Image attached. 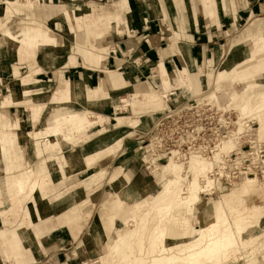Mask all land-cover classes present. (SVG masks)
<instances>
[{
	"label": "crops",
	"instance_id": "1",
	"mask_svg": "<svg viewBox=\"0 0 264 264\" xmlns=\"http://www.w3.org/2000/svg\"><path fill=\"white\" fill-rule=\"evenodd\" d=\"M35 1L38 0H0L4 7L0 18V49L14 50L17 55L16 59L0 63V148L6 145L7 155L13 162L16 160L11 172L2 173L8 197L7 201L5 198L0 199V206L4 202L9 205L0 208V225L3 226L0 230V247L6 259L17 258L18 264H30L32 261L31 250L25 248L21 240L23 230L33 231L37 246L43 254L46 250L41 245L46 236L54 240L48 252H57L73 244L74 237L80 232L78 227L81 229L87 223L85 214L89 212V199L74 204L66 202L69 204L63 206L62 211L59 209L61 204H65L64 201L80 195H91L99 187L100 180L105 176L104 172L99 173L103 162L116 164L117 161L130 160V174L135 178L140 176L137 159L131 153L132 144H125L119 150L121 142L118 139L109 141L108 145L103 144L105 140L102 138L110 130L97 136L102 128L108 127V121L115 120V116L126 111L130 105L137 114L142 110L158 111L160 92L174 91L172 74L178 73L181 87L175 91L180 97L185 96L187 87L192 88L194 85L196 90L199 81L209 82L214 73L207 70V66L201 65L218 57L217 40L242 22L250 21L230 40L234 52L229 54L225 64L236 62L239 63L237 68L251 66L254 70L264 66V0H198L196 7L190 2V12L184 8L183 15L179 10L182 7L181 0H119L113 4V9H108L104 4L95 5V0H91L93 3L90 5L70 4L72 9L67 8L69 0H49L50 5L44 9L47 12L41 13L47 23L32 20L40 15V12L35 11ZM22 15L26 17H19ZM65 20L75 33V39H79L77 44L71 42L70 34L65 32L62 40L47 26L59 21L65 28ZM14 22L19 27H14ZM112 22L117 24L122 35L113 36L108 53L97 46H84L86 43L82 31L92 29L99 39L108 31ZM7 31L17 37L15 45L4 42L3 36ZM25 33L31 35V46L24 44V40L28 41L24 38ZM242 45H247L250 50L236 51ZM70 46L73 48L72 56L62 58L60 54ZM34 57L35 60L32 59ZM55 63L59 66L54 67ZM193 70H197L198 74L193 76L190 84L185 83L190 78L180 72ZM25 72V75L20 76ZM15 77L17 79L10 83L11 95L4 97L8 90L5 89L6 80ZM146 79H152V88L158 85L160 91L155 89L154 92L137 94L147 84ZM157 80L159 83H156ZM37 101H48L45 104L47 107L35 104ZM21 103L26 104L29 110L20 112L22 107L16 105ZM161 106L160 109L163 108ZM56 107L69 113L60 118L61 123L55 125L57 130L53 133L49 130V123L56 121ZM5 109L10 115L16 116L13 121L6 117ZM43 109H51L53 115L41 125ZM146 122L148 126L150 119L146 118ZM39 125L42 129H33ZM81 127L86 128V132L75 135L76 129ZM88 137L89 141L78 144ZM113 146L118 148L115 149L117 152L104 157L113 150ZM28 150L31 157L25 161ZM68 151V158H64L62 153ZM101 155L103 160H99ZM41 158L43 166L39 170L27 167ZM52 158L63 160L64 168L63 164L59 166L58 162H52ZM47 160L51 163L46 168L44 165ZM113 173L112 170L111 174L105 176L101 195H108L117 188L124 199L126 189H122L127 185V180ZM65 179L64 188L59 190V183ZM18 181L23 183L21 191L17 188ZM51 183V188L55 187V195L48 188ZM73 185L76 188L72 189ZM147 187L149 183L143 182L139 186L135 183L136 192H129V199L136 202L139 194ZM69 190L67 196L63 197L62 192ZM0 192L3 194L1 188ZM37 192H41L44 198L58 201L54 216L40 217L35 201ZM116 196L118 194H112L106 200L112 201L111 198L115 199ZM29 204L38 215L36 222L32 219ZM132 204H129L130 208ZM54 217L68 224L71 230L68 226L63 230L57 229ZM61 254L57 253V256L61 257Z\"/></svg>",
	"mask_w": 264,
	"mask_h": 264
},
{
	"label": "rangeland",
	"instance_id": "2",
	"mask_svg": "<svg viewBox=\"0 0 264 264\" xmlns=\"http://www.w3.org/2000/svg\"><path fill=\"white\" fill-rule=\"evenodd\" d=\"M197 1L198 0H181L182 7L179 8L180 14H184V8H187L188 12H190L191 5L189 6V3L191 2L194 7H196L198 5ZM93 2L91 0H69V4L66 6L68 9H72L70 4L85 3L90 5L93 3L95 5L104 4L107 5L108 9H113V4L119 2V0H95ZM48 5H50L49 0L35 1V11L36 13L40 12V15L39 17L36 16L37 18H33L32 20L38 19L39 21H46L47 23V20H45L46 17H44V14L41 13H43L44 9L48 7ZM3 12L4 7L0 4V18L3 16ZM44 12L46 13L47 11ZM19 17L25 18L26 16L22 15ZM249 22L250 21L242 22L233 28V30L220 36V39L217 40L219 45L218 57L201 65V67L207 66L206 69L213 72L214 77L210 76L211 79L209 82L204 83V81H199L198 84H196V90L194 85L192 88L187 87L185 96L182 95L180 97L182 100L181 102H176V104H168V102H166V110L162 111L163 108H160L163 103L159 95L158 111L142 110V112L138 111V115L134 112L133 107L130 105L126 111H123L115 116V120L107 122L108 127L102 128L97 136L104 131L110 130L105 135V138H102L105 140L103 144L107 143L108 145L109 141L118 139V142H121L119 150L125 144H132L131 153L133 158L137 159V164L140 168V176L135 178L130 174L132 164L130 160H127L126 162L117 161L116 164H113L112 162H103L99 173L104 172L106 176L107 174H111L113 170L114 175H118L120 178H125L127 180V185H125L122 189L123 191L126 189L123 197L124 199H122L119 195L120 191H118L117 188H115V191L109 193L108 195H101V190L104 186V176L100 180L99 187H97L91 195H80L75 198H71L68 201H64L65 204H61L62 206L59 211L64 209L63 206L69 204L66 202L74 204L81 203L82 201L89 199L87 207V211L89 212L85 214V218L88 219L86 225H83L81 229L77 226L80 232L76 238L73 236V244L68 246L66 245L64 249L57 250V252H48V249L50 248L49 246L51 242H54V240L46 236L43 239V245L40 244L46 250V253L44 254L38 248L39 246H37L33 231L30 229L23 230L24 233L21 235L23 246L30 249L32 252V256L30 257L32 261L30 264H161L160 261L164 259V256L166 257L165 264H264V204H262V206H256V208L253 209V211H256L257 223L247 225V228H243L244 231L240 235L236 236L225 249L212 256L207 251H205V253H201V248L203 246L194 248V232L202 230L203 227H206L211 221V218L203 213L189 212L187 210L186 203L183 202L188 184L193 180H197L200 186L203 187V189H200L199 195L204 200L205 207L207 206L206 208L215 204L218 200H222L224 202H230V205H233L236 208L239 207V209H243L244 206H246L245 201L240 202L237 195L244 180H232L230 184H227L222 180H216V177L209 174L210 169L213 167L211 166V162H215L213 159L208 161L204 160L203 163L207 168H209H206L207 171L205 170L206 175L200 174L193 166L195 163L202 162L203 160L197 158L186 162L183 160L179 162L171 161L169 158L162 156L161 152H159L153 144L154 138L159 135L157 130L158 121L166 112L169 110H178L186 104L203 102L214 108H218L220 111L232 113V131L238 138V143H247L249 135H251L250 139H256L253 130L249 132L246 131L247 128H252L254 130L256 129L257 138L264 145V66H261L258 70H254L251 66H245V69L240 67L237 68L239 63L236 62H232L230 65L225 64L228 60L229 54L232 53V51L234 52L233 48L230 47V40L236 37ZM16 23L17 22H14V27H19ZM61 24V22L57 21L54 24L49 23L47 26L50 27L53 33L62 38V40L64 39L65 32L70 34L71 42H75V44H77L79 39H75V33L71 30L69 23L66 20L64 21L65 28H63ZM82 32L83 41L86 43L84 45L85 47H89L91 45L97 46L105 50L107 53L112 45L113 36L117 34L119 36L122 35V32L115 22L110 23L108 31L103 33L102 37L99 39L95 37L96 32L94 33L92 29H86ZM262 35L264 34L262 33ZM63 43L60 44L62 45ZM71 46L68 50H66V52L63 51V54H60L62 58L68 59L72 56L73 48ZM241 49L249 51L250 47L242 45L237 47L236 51ZM16 57L17 55L14 50L7 51L5 49H0V63L16 59ZM35 57L32 59L35 60ZM57 66L59 65H56L55 63L54 67ZM26 72H28V70H26ZM26 72L20 74V76L25 75ZM197 72V70H193L185 73L180 72V74H183L185 77L188 76L190 79L186 80L185 83L190 84L193 76L198 74ZM151 76H154V74ZM16 79L17 78L15 77L10 80H6L5 89L8 90L5 92L4 97L11 95L10 83ZM151 80L152 79H146L147 84L143 86V90L139 91L137 94L154 92L155 89L160 91L158 85L155 89L152 88L153 86L150 84ZM171 80L174 91H177L181 87V84L178 81V73L172 74ZM156 83H159L158 80ZM211 94L215 95L218 101L214 99H207V97ZM170 98L171 101H176L178 96L173 95ZM126 99L130 100L129 97H126ZM47 103L48 101L42 103L37 101L35 104H43L47 107V105H45ZM16 106H19V108L22 107V109H19L20 112H24V110L26 112V110H29L28 106H26V104L23 105V103ZM237 110L250 115L244 117L248 119L243 121L246 128H244V131L241 133H238V126L236 124L239 120V113ZM4 112L6 117L11 121H13V118L16 117L10 115L7 112V109H5ZM57 112H60L63 116L69 113L68 111L63 112L59 109V107H56L54 108L55 120ZM52 115L51 109H47L46 111L43 109L40 116V118L42 117L41 125L45 124L48 121H46V119H50ZM85 117L87 118V115ZM117 117L128 118L121 119ZM146 118L150 119L148 126ZM251 119H254V121H250ZM54 122L58 126L57 120L53 122L50 121V123L53 124ZM84 122H86V119ZM86 125H88V122ZM88 126H86V128ZM118 127L124 130L123 134L121 136L116 134V136H118L117 138L115 136H113V138L109 136V134ZM86 128L81 127L80 129H76L75 135L85 133ZM33 129L42 128L39 125L37 127L35 126ZM89 140L90 137L81 140L78 144H83ZM3 146L4 147L2 149L0 148V152L9 157V154L7 155L8 149L6 148V145ZM114 146L111 148L113 150L106 153L107 155L105 154L104 157H108L112 153L114 155V153L117 152L116 150H118V148H114ZM249 146V143L244 145V150L248 152ZM50 148L53 147L51 146ZM70 152L68 151L64 152V154L62 153L63 157L68 158ZM30 157L31 152L28 150V152L25 153V159H30ZM152 159L158 160L157 163L159 164L160 170L156 173H154L153 170L155 169L157 163H152ZM99 160H103V155L99 157ZM11 161L13 166H15L16 160L13 162L11 159ZM25 161L28 160L26 159ZM51 161L54 163L58 162L59 166L63 164V160H54L52 158ZM51 161L47 160L44 166L47 168V164L49 162L51 163ZM121 162L123 164L120 165L119 163ZM170 163L175 165L176 172L178 175L180 174L179 176L181 177L182 182L177 189L172 190L168 197L158 203L164 184L172 178L170 170H163V167ZM42 166L43 158L36 163L34 161L33 163L27 165V167H31L34 171L39 170ZM64 166L65 165L63 164V168ZM0 172V185L6 184L2 179V177H4L2 173H9L11 171ZM212 179L214 183H210ZM259 180L261 182H255L256 185L259 186V188H264V183L262 182L263 180ZM64 182L66 183V179L65 181L59 183V190L61 187L64 188ZM69 182H72V179L71 181L69 179ZM143 182L149 183V187L139 194V198L136 199L137 201L135 200L136 202L131 201V199H129V192L135 191V183L139 186V184ZM79 184L80 183L76 185ZM51 185L52 183L49 184L48 188L53 191L52 195H55V187L51 188ZM76 185H73L72 189L76 188ZM210 185L213 186H211L213 194L205 192V188ZM6 186L7 184L0 186L3 192V194L0 192V199L3 200L5 198L7 201L8 193L5 190ZM19 190H22L21 186L19 187ZM67 192H70V190L62 192L63 197L67 196ZM112 194H118V196H116L115 199L111 198L112 201L106 200V198L110 197ZM48 199L49 198H44L41 192L36 193L35 201L37 202L41 218L54 216L57 210L56 204H58V201ZM131 203H133L131 206L132 208L129 206ZM125 204L127 205L125 206ZM7 205H9V203L4 202L0 208H5ZM251 208V206L248 207L249 210H251ZM29 209L32 213L33 221L36 222L38 215L34 213V208L31 204H29ZM228 216L230 219L229 221L234 226H237V221L244 223L243 220L237 217V215L232 211H228ZM54 222L57 229L63 230V228L65 229L66 226H68V224L60 222L56 217H54ZM187 223L189 225H187ZM68 228L71 230L69 226ZM112 228L114 230H112ZM1 229H3L2 225H0V230ZM162 232L164 233L163 236ZM185 237L186 239H184ZM60 252L63 253L60 255L63 258L57 256V253ZM17 262V258L6 259L2 252V248L0 247V264H18Z\"/></svg>",
	"mask_w": 264,
	"mask_h": 264
},
{
	"label": "bare ground",
	"instance_id": "3",
	"mask_svg": "<svg viewBox=\"0 0 264 264\" xmlns=\"http://www.w3.org/2000/svg\"><path fill=\"white\" fill-rule=\"evenodd\" d=\"M30 36L27 33L24 34V38L28 39V41L24 40V44L26 46H31V42L29 41ZM3 39H4L5 43H11L14 45L17 42V37L14 36L13 34H11L9 31H7L4 34ZM159 95H160L161 101L163 103L162 111L166 110V102H168V104H176V102L182 101L180 99V96L177 94L176 91L160 92ZM171 95H177L178 96L177 100L171 101V98H170ZM207 99H210V100L214 99V100L218 101L216 96L213 94L209 95L207 97ZM224 109H226V108H224ZM238 113H239L238 114L239 120L237 121L236 124L238 126V133H241L242 131H244V128H246L245 123H243V121L248 119V118H244V117H247L250 115L243 113L242 111H238ZM55 116H56L57 123L59 125V123H61L60 118H62L63 115L60 114V112H57ZM250 121H254V119H251ZM250 121H248V122H250ZM55 125L56 124L50 123L49 130H52L53 133H55L57 130L55 128ZM251 130H253V132L255 133L254 135L256 136V139L259 141V139L257 138V135H256V129L255 130L252 128L246 129L247 132H249ZM123 131L124 130L122 128L118 127L116 129H114V131H112L109 134V136H111L112 138H113V136H115L117 138L118 136H121L123 134ZM116 134H118V136H116ZM255 136H253V137H255ZM249 137H251V135H249ZM237 139L238 138L234 134L233 136L229 137L228 139H226L223 142V144L221 146V152L219 154H217L216 156H214L213 160L215 162H211V166H213V167L210 169V172H209L210 175H212L214 173V170L216 169V167L220 163V154H225V155L230 154L232 151H234L237 148V146H238ZM63 146L65 147V143H63ZM1 153L2 152H0V154ZM197 158H199L203 161L202 162L197 161L198 163H195V165L194 166L192 165V166L200 174L206 175V171H207L206 168L207 167L203 162H204V160L208 161L207 159H204L202 157H197V156H191L190 158H188L187 161H191L192 159H197ZM0 159L2 161V163L0 162V171H11L12 165H13L11 159L9 157L5 156L4 154L0 155ZM152 160H153L152 163H157V161H158L157 159H152ZM170 160L175 161V162H179V161H176L174 159H170ZM159 170H160L159 164L157 163L155 166V169L153 171H154V173H156ZM163 170H170V172L172 173V176H171L172 178L170 180L166 181V183L164 184V188H163L162 192L160 193L161 195H160V198L158 199V203H160L162 200H164L166 197H168L171 194L172 190L177 189L181 185V182H182L181 177L179 176L180 174L178 175V173L176 172V167L172 163L168 164L167 166H164ZM213 177H215V176H213ZM215 179L218 180L217 177ZM242 180H244V182L242 184V187H240V189L238 190L239 193L237 195V198L240 202L245 201L246 206H244L243 209H239V207L236 208L233 205H230V202H224L222 200H218L215 204L206 208L207 206L205 207L204 200L199 195L200 189H203V187L200 186V184L198 183L197 180H193L192 182H190L188 184L187 191L185 193V197L183 198V202L186 203L187 210L191 213L192 212L203 213L204 215L211 218V221L209 222V224L206 227H203L202 230H197L196 232H194V236H195L194 248H196V247L199 248V247L203 246L201 248L202 249L201 253H205V251H207L212 256H214L216 253L225 249L236 236L240 235L244 231V229L247 228V225L257 223L256 211H253V209H255L256 206L258 207V206H262V204H264V188H259V186L256 185L255 182H261L256 177H251V178L247 177V178H244ZM262 182L264 183V181H262ZM17 183H18L17 188L22 186L21 185L22 182L18 181ZM210 183H214L213 179L210 181ZM4 185H6V184H2L0 186H4ZM212 185L207 186L205 188V190H206L205 192L212 193V191H213ZM226 197H227V195H226ZM249 206L252 207L251 210L248 209ZM202 211H204V212H202ZM228 211H232L233 213H235L237 215V217H239L241 220H243L244 223H240L237 221V223H236L237 226H234L229 221L230 219L228 216ZM166 221H168V220H166ZM187 225H189V224L187 223ZM163 235H164V233L162 232V236ZM184 239H186V237ZM160 262H161V264H165L166 257L164 256V259L161 260Z\"/></svg>",
	"mask_w": 264,
	"mask_h": 264
},
{
	"label": "built area",
	"instance_id": "4",
	"mask_svg": "<svg viewBox=\"0 0 264 264\" xmlns=\"http://www.w3.org/2000/svg\"><path fill=\"white\" fill-rule=\"evenodd\" d=\"M231 115L203 102L169 110L158 121L159 135L153 144L169 159L187 161L191 156L213 159L221 152L223 142L235 134ZM247 143L248 152L244 150ZM247 143H238L230 154H220V163L212 176L227 184L247 177L264 181V145L250 137Z\"/></svg>",
	"mask_w": 264,
	"mask_h": 264
}]
</instances>
